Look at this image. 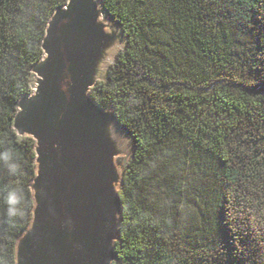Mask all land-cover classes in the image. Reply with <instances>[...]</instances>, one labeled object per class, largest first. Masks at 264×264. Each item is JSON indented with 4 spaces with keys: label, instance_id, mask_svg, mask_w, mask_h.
<instances>
[{
    "label": "trees",
    "instance_id": "trees-1",
    "mask_svg": "<svg viewBox=\"0 0 264 264\" xmlns=\"http://www.w3.org/2000/svg\"><path fill=\"white\" fill-rule=\"evenodd\" d=\"M66 2L0 0V264L34 205L17 101ZM102 2L127 42L90 93L134 141L118 264H264V0Z\"/></svg>",
    "mask_w": 264,
    "mask_h": 264
},
{
    "label": "water",
    "instance_id": "water-1",
    "mask_svg": "<svg viewBox=\"0 0 264 264\" xmlns=\"http://www.w3.org/2000/svg\"><path fill=\"white\" fill-rule=\"evenodd\" d=\"M98 1L67 0L55 8L43 56L31 69L35 92L17 101L13 126L35 140L36 174L33 214L16 240V264L119 262L123 206L116 182L122 186L124 170L115 164L113 128H124L114 106L102 107L90 92L119 36L127 37L119 23L121 32L107 30Z\"/></svg>",
    "mask_w": 264,
    "mask_h": 264
},
{
    "label": "rangeland",
    "instance_id": "rangeland-1",
    "mask_svg": "<svg viewBox=\"0 0 264 264\" xmlns=\"http://www.w3.org/2000/svg\"><path fill=\"white\" fill-rule=\"evenodd\" d=\"M98 2H99V5H100V10H101L100 21L105 24L107 30L112 31V29H114V30H117L118 32H121L118 22L114 18H112L103 9L100 0ZM118 42H119L120 46L119 45L114 46L112 48V50H111V54H112L113 60H115L117 53L121 49H123V47L125 46L126 39L120 35ZM111 64H112L111 61L104 60V62L102 63V67H100V69L97 70L95 76L98 79H105L106 75H107L108 67ZM37 79H38V76L35 73H31V83H30V85H31V93L35 92V88H36V85H37ZM109 106H106L105 108H110ZM118 131H119L118 132L119 135H116V137H117V142L119 144V146H118L119 148L116 151L114 160H115V164H116V166L118 168V172L121 174L123 172V170H124V166H125L126 162L128 161L129 157L132 154L134 141H133V138L131 137V135L128 134L121 127H119ZM120 188H121V184H120L118 190H120Z\"/></svg>",
    "mask_w": 264,
    "mask_h": 264
},
{
    "label": "bare ground",
    "instance_id": "bare-ground-1",
    "mask_svg": "<svg viewBox=\"0 0 264 264\" xmlns=\"http://www.w3.org/2000/svg\"><path fill=\"white\" fill-rule=\"evenodd\" d=\"M107 59H109V61H110V60H112V57L111 56H108ZM118 132L119 131H118L117 127H114L113 128V135L115 137H116V135H119ZM119 186H120V183L119 182H116V188H118Z\"/></svg>",
    "mask_w": 264,
    "mask_h": 264
}]
</instances>
